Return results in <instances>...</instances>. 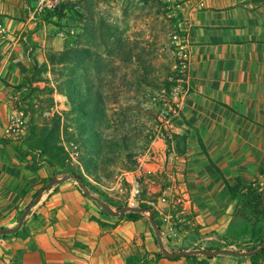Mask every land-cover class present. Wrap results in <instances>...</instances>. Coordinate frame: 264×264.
Listing matches in <instances>:
<instances>
[{
  "label": "crops",
  "instance_id": "0c3cea01",
  "mask_svg": "<svg viewBox=\"0 0 264 264\" xmlns=\"http://www.w3.org/2000/svg\"><path fill=\"white\" fill-rule=\"evenodd\" d=\"M108 2L122 6L121 0ZM123 2L122 14L131 18L126 11L132 4ZM39 4L0 0V228L18 225L47 177L45 166L34 168L29 155L17 152L22 144L6 132L25 117L16 104L17 86L31 51L42 62L46 44L64 40L59 26L35 13ZM180 8L189 60L169 126L171 134L185 138L173 142V151L186 169L188 185L181 187L188 189L198 229L182 228V239L172 243L182 250L239 254L158 257L149 264H253L242 253L264 243V213L256 219L242 198L231 196L223 176L230 183L239 177L243 191L249 185L264 189V0H182ZM29 38L34 49L26 48ZM142 214L136 221L108 215L76 179L61 180L44 190L18 231L0 235V264H127L129 255L160 251L157 233ZM162 235L167 246L171 234L164 225ZM258 261L264 264V252Z\"/></svg>",
  "mask_w": 264,
  "mask_h": 264
},
{
  "label": "rangeland",
  "instance_id": "374dc122",
  "mask_svg": "<svg viewBox=\"0 0 264 264\" xmlns=\"http://www.w3.org/2000/svg\"><path fill=\"white\" fill-rule=\"evenodd\" d=\"M72 1L80 2L76 9L84 16L69 13L57 19L64 40L46 44L44 61L31 51L25 77L34 65L42 69L45 63L47 69L36 74L31 86L17 89L16 104L25 117L14 140L22 145L40 140L46 129L56 126L57 116V132L49 139L58 147L55 157L36 152V162L46 168L44 185L74 171L92 195L114 210L148 204L161 230L164 225L171 234L166 250H182L180 243H172L182 239V228L198 229L188 198L177 193L184 182L188 185V177L177 162V140L169 126L180 97L178 85L183 83L178 59L184 36L182 0H129L132 6L126 12L131 18L122 14L123 0L121 8L108 0ZM69 47L88 48L90 54L73 52L61 61L58 54ZM54 54L57 63L51 62ZM76 57L83 63L73 66ZM80 89V96L87 91L95 95L91 104L101 109L96 116L83 119L73 107V92ZM143 213L148 218L149 212ZM115 216L127 218L126 213ZM157 258L150 255L149 263Z\"/></svg>",
  "mask_w": 264,
  "mask_h": 264
},
{
  "label": "trees",
  "instance_id": "16d2710c",
  "mask_svg": "<svg viewBox=\"0 0 264 264\" xmlns=\"http://www.w3.org/2000/svg\"><path fill=\"white\" fill-rule=\"evenodd\" d=\"M89 1L90 0H88L86 2L89 4ZM76 7L78 9H80L79 8V7H81L80 6V2H75V1H72V0L60 1L53 8H45L40 13L39 17L42 20V22L52 23V24H55V25L59 26L60 23L58 22V20L61 19V18L67 17V15L69 13H71V14H77L78 13L79 16H82V15L84 16V14H80V10H77ZM84 9H85V6H84ZM31 41L32 40L29 38L28 42L32 43L34 47L37 46L36 43H33ZM73 52L75 54L79 53V54H83V55L90 54V50L88 48H78V47H71L70 48L69 47V48H66L63 51H61L58 55L61 57L60 58L61 61H66L69 58L70 53H73ZM59 56L57 57V55H55V56H53V58L51 56V62L52 63L59 62V60H58ZM74 63H76V65H73V66H77L78 64L83 63V58L82 57H78V58L76 57ZM42 65H43L42 69L37 68V66H35V65L32 66V71H31L30 75L25 77L23 82H21L17 86V88L20 89V88H22L23 86H26V85L27 86H31L32 83L34 81H36V78H35L36 74H38L41 70H46L47 69V65L45 63L42 64ZM83 67H86V66L83 65L82 68ZM81 93H82L81 89L73 92V95L75 96L73 98V101H74L73 102L74 103L73 107H75V108H77L79 110L80 117L81 116L91 117L92 115L96 116L99 113V111H101V109L99 107H94L95 105H98V104H91V101H92V99L94 98L95 95L93 93L89 94L88 91H87L85 93V95L80 96ZM24 100L25 99H23L22 101H24ZM22 101H20V103H22ZM81 118L85 119L84 117H81ZM53 121H54V124L56 126H54V128H49L48 130L46 129L42 133L43 135L40 138V140H37L35 142H32L31 140H27L25 149L23 148L22 145L16 146V150H17V152L20 155L27 156V155L31 154L32 158L34 159V163H33L34 168H37V166H38V163L36 162V159H37L36 152L40 153L41 155L48 153V154H50V156L55 157V156H53V153L58 151V147L57 146H54V145L49 143L50 137H54L55 133L57 132L55 129H56L57 125H58V117L57 116L54 117ZM85 124L87 125L86 122H85ZM32 136H34V135L33 134L30 135L29 139H31ZM174 137H175V139L177 140L178 143H182L184 141V139H185L183 136H179V135H176V134H174ZM179 151H182V150L179 149ZM35 165H36V167H35ZM215 167L221 172V170L217 166H215ZM72 174H77V173L72 171L71 174H64V177L62 179L57 180L53 184H56L57 182H60L61 180H64V179H67V178L75 179L74 177L71 176ZM77 175L82 178L81 175H79V174H77ZM51 179L52 178H50L49 181ZM82 179H84V178H82ZM223 180L226 183V185L228 186L232 197H240V198H242L244 207L249 209L250 212L256 217V219H259V218L262 217V214L264 213V203L262 201V196H263V193H264V189L262 191H258L257 189H255L251 185H249V186H247L246 191H243L242 189L244 188V185H243V183H242V181H241V179L239 177H237L235 182H233V183H230L229 180L227 178H225V176H223ZM84 183H85V186L87 187L88 184H86V182H84ZM45 186L46 185H44L40 189L45 188ZM80 187H81L83 193L86 196H89L94 202H96L106 214H108V215L111 214L101 204V202H100L101 199L100 198H98V197H96L94 195L87 194L85 189L82 188V186H80ZM40 189H38L35 192V194L33 196V199L36 197V195L38 194ZM120 207L121 206H119L118 209ZM138 207L151 208L148 204H145V203L140 204ZM23 212H22V214H23ZM142 213L143 212H140V211H128V212H126L127 219L136 221V220H138V219H140L142 217V215H143ZM22 214H21V216H22ZM155 214H156V211L154 210V216H155ZM157 222H158L159 226L161 227L160 222L158 220H157ZM12 233H14V232H12ZM8 234L9 233L3 234V235L5 236V235H8ZM157 240H158L157 242H158L160 248L162 249V246L160 244L161 242H160L158 237H157ZM262 245H263V243L260 244V246H262ZM259 247L252 248L249 251L255 250V249L259 248ZM263 252H264V248L261 249L259 252L250 255V257L252 258L253 264H259L258 258L260 257V255ZM199 254L200 253H191V254L185 255L183 257H186L187 259H191L192 260V259H195ZM236 254H239V252L236 251ZM150 255L157 256V257H166V258H168L165 255V253H163L161 251H159V252L145 251L144 253H137V254L129 255L127 257V264H149V262H150L149 256ZM245 255H247V254H245ZM169 259L176 260V259H179V258H169Z\"/></svg>",
  "mask_w": 264,
  "mask_h": 264
},
{
  "label": "water",
  "instance_id": "95a60500",
  "mask_svg": "<svg viewBox=\"0 0 264 264\" xmlns=\"http://www.w3.org/2000/svg\"><path fill=\"white\" fill-rule=\"evenodd\" d=\"M71 176L74 177L78 181L80 186H82V188L85 189L87 194L92 195L89 192L88 187L85 186V183H84V181L82 180V178L80 176H78L77 174H72ZM62 178L53 177L46 184L45 188H42V189L39 190V192L36 195V197L34 198V200H32V202H30L28 204V206L25 208V210H24V212H23V214H22V216L20 218V221H19L18 225L15 226V227H10V228L9 227L0 228V235L18 231L21 228V226H22L25 218L27 217L28 213L30 212L32 206L34 204H36L41 199L44 190L49 188L50 186H52L53 183H55L57 180H60ZM262 201L264 203V194L262 196ZM100 202L106 208V210L109 213L115 214V215L124 214V213H126L128 211L149 212V216H148L149 217V221H150L152 227L154 228V230L157 233V236H158V238H159V240L161 242L160 244L162 246L163 252L165 253V255L168 258H178V257H181V256L189 255L191 253H200V254H205L207 256H211V257L215 256V255H218V254H222V253H236V251L228 250V249H225V248H220V249L215 250V251H210L208 249H195V250H179L177 252H170V251L166 250V248L164 247V245L162 243V230H161V227L159 226V224H158V222H157V220H156V218L154 216V210L152 208H141V207H138V206H130V205H128V206L120 207L118 210H114L107 202H105L103 200H101ZM263 248H264V243L259 248L255 249V250H252V251H249V252L242 253V254L252 255V254H255V253L259 252Z\"/></svg>",
  "mask_w": 264,
  "mask_h": 264
},
{
  "label": "built area",
  "instance_id": "2783aa9c",
  "mask_svg": "<svg viewBox=\"0 0 264 264\" xmlns=\"http://www.w3.org/2000/svg\"><path fill=\"white\" fill-rule=\"evenodd\" d=\"M39 1H40V4L37 7V10L35 12L36 14H40L45 8H53L61 0H39ZM178 59H179L180 72L184 76V74L186 73L187 65H188L189 54H188L187 49L183 45V41H182V45L180 46L179 58ZM172 111L177 113L178 110H176V108H174ZM18 127H19L18 123L17 122H13L10 125V127L7 128L6 132L10 136L14 135V138H17V137H15V135H18V132H17ZM177 193H180V195H182L184 197H187L188 189L185 188V187H183V188L180 187L179 191H177Z\"/></svg>",
  "mask_w": 264,
  "mask_h": 264
}]
</instances>
